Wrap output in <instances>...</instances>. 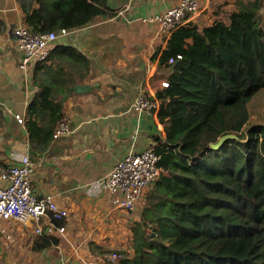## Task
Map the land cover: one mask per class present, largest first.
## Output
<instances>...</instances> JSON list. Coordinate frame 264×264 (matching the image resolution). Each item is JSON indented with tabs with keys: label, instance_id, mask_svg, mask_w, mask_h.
<instances>
[{
	"label": "trees",
	"instance_id": "obj_1",
	"mask_svg": "<svg viewBox=\"0 0 264 264\" xmlns=\"http://www.w3.org/2000/svg\"><path fill=\"white\" fill-rule=\"evenodd\" d=\"M21 1L24 23L37 33L115 15L109 0ZM178 54L183 57L170 64ZM158 56L159 66L170 69L169 86L156 93L165 135L155 134L151 146L167 173L131 225L132 254L117 264H264V123H250L248 106L264 89V27L257 9L246 4L227 22L183 25L156 49L153 58ZM71 57L74 48L59 46L36 66L39 90L26 124L38 151L51 145L74 91L75 80L64 72ZM226 134L234 137L210 147ZM59 241L56 233H44L33 249Z\"/></svg>",
	"mask_w": 264,
	"mask_h": 264
},
{
	"label": "crops",
	"instance_id": "obj_2",
	"mask_svg": "<svg viewBox=\"0 0 264 264\" xmlns=\"http://www.w3.org/2000/svg\"><path fill=\"white\" fill-rule=\"evenodd\" d=\"M198 1L199 12L190 22L200 27L227 22L232 11L246 4L257 9L264 27V0ZM176 3L109 0L113 17H97L58 38L52 50L60 46L76 52V57L67 58L64 72H69L75 86L88 84L92 88L70 94L64 103L69 133L53 138L47 150L38 151L31 145L27 120L20 124L15 114L28 118V105L39 90L34 74L41 61L32 64L29 72L20 68L23 50L13 30L24 23L22 1L0 0L4 63L0 73V166L28 154L36 165L34 190L41 196H54L70 213L62 223L65 233H56L59 243L40 250L33 249L40 236L33 224L4 223L7 232L0 235V264H9L11 256L22 258L12 264H105L111 254H106L108 249L114 252L130 246L126 249L132 250L131 225L140 220L152 188L136 209L128 212L112 204L104 181L126 154L151 145L158 132L165 135L158 110L137 112L132 106L140 93L154 99L170 73L169 68L159 66V56L153 58L158 47L165 48L169 36L158 33L140 17L163 13Z\"/></svg>",
	"mask_w": 264,
	"mask_h": 264
},
{
	"label": "built area",
	"instance_id": "obj_3",
	"mask_svg": "<svg viewBox=\"0 0 264 264\" xmlns=\"http://www.w3.org/2000/svg\"><path fill=\"white\" fill-rule=\"evenodd\" d=\"M199 12L198 0H177V3L163 13L142 16L140 19L156 27L158 33L170 36L172 32L188 23ZM19 47L23 50L20 68L26 73L32 64L49 58L55 42L61 35L68 34L69 29L33 32L26 23L14 28ZM183 56L171 57L173 64ZM3 54L0 47V73L3 70ZM168 87L167 80L162 81ZM160 101L151 99L140 93L133 103L137 112H154L159 109ZM15 119L20 124L26 123L23 114L16 113ZM69 124L64 118L56 127L53 138L68 134ZM161 155L151 145L141 151H132L117 161L107 174L104 185L111 195L112 204L122 210L132 212L136 209L145 193L160 179L167 170L160 165ZM35 162L28 154H21L12 164L0 166V235L7 229L4 223L33 224L35 234H64L66 226L60 224L69 216V210L50 194L39 195L33 187L32 178L35 174ZM8 238L11 235L8 234ZM121 251L110 254L105 264H117L122 258Z\"/></svg>",
	"mask_w": 264,
	"mask_h": 264
},
{
	"label": "rangeland",
	"instance_id": "obj_4",
	"mask_svg": "<svg viewBox=\"0 0 264 264\" xmlns=\"http://www.w3.org/2000/svg\"><path fill=\"white\" fill-rule=\"evenodd\" d=\"M248 106H249V111H250V115H251L250 116V123L251 122H262V123H264V89H261L259 91V93L256 94L252 98V100L249 102ZM154 185L152 186V188L154 187ZM150 192L151 191H149V193ZM152 228H153V230L155 229L153 226H152ZM149 230H151V229H149ZM124 245H128L126 243V241H125ZM126 247H130V246H126ZM126 247L124 246L123 248L118 249V250H120L123 253V255H126L127 252H130L129 254H132L131 251H128L129 248L126 249ZM110 253H112V249H108V253H106V254L108 255ZM12 257H14V258H12ZM7 261L9 264H12L13 263L12 261H17L19 263L20 261H22V258H20L18 256H11V257H8Z\"/></svg>",
	"mask_w": 264,
	"mask_h": 264
},
{
	"label": "water",
	"instance_id": "obj_5",
	"mask_svg": "<svg viewBox=\"0 0 264 264\" xmlns=\"http://www.w3.org/2000/svg\"><path fill=\"white\" fill-rule=\"evenodd\" d=\"M91 88H92V86L91 85H88V84H78V85L75 86L74 90L76 92H85L87 90H90ZM230 137H234V135L233 134H226V135L220 137L217 142L211 143L210 144V147L211 148H215V149L216 148H219L223 144V142L226 139L230 138Z\"/></svg>",
	"mask_w": 264,
	"mask_h": 264
}]
</instances>
